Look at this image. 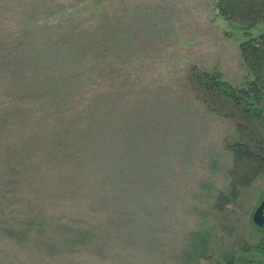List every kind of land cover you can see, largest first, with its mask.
<instances>
[{
  "label": "rangeland",
  "instance_id": "obj_1",
  "mask_svg": "<svg viewBox=\"0 0 264 264\" xmlns=\"http://www.w3.org/2000/svg\"><path fill=\"white\" fill-rule=\"evenodd\" d=\"M217 4L0 0V264H264V114L197 78L264 22Z\"/></svg>",
  "mask_w": 264,
  "mask_h": 264
},
{
  "label": "trees",
  "instance_id": "obj_2",
  "mask_svg": "<svg viewBox=\"0 0 264 264\" xmlns=\"http://www.w3.org/2000/svg\"><path fill=\"white\" fill-rule=\"evenodd\" d=\"M219 13L230 21L253 29L264 22V0H218ZM62 46L67 43L62 42ZM241 53L249 74L253 77L246 87L235 89L208 74L197 75L199 82L218 96L233 101L245 113L259 120L264 114V33L250 37L241 46ZM249 159L252 154L248 153Z\"/></svg>",
  "mask_w": 264,
  "mask_h": 264
},
{
  "label": "water",
  "instance_id": "obj_3",
  "mask_svg": "<svg viewBox=\"0 0 264 264\" xmlns=\"http://www.w3.org/2000/svg\"><path fill=\"white\" fill-rule=\"evenodd\" d=\"M253 221L258 226L264 225V201L261 202L259 207L256 209L254 215H253Z\"/></svg>",
  "mask_w": 264,
  "mask_h": 264
}]
</instances>
